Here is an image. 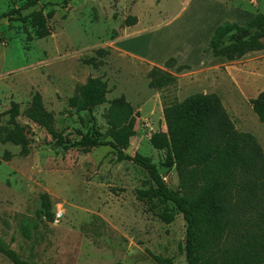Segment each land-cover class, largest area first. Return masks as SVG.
Segmentation results:
<instances>
[{
  "label": "rangeland",
  "instance_id": "rangeland-1",
  "mask_svg": "<svg viewBox=\"0 0 264 264\" xmlns=\"http://www.w3.org/2000/svg\"><path fill=\"white\" fill-rule=\"evenodd\" d=\"M60 1L0 0V19L5 17L0 22V128L12 126L6 111L14 101L19 106L14 121L27 127L30 138L24 155L19 145L0 139V243L32 264H159L151 254L186 264L182 214L167 202L173 219L166 223L155 213L164 205L152 209L156 199L139 197L148 187L141 166L118 160L109 145L62 146L78 140L92 116L108 139L103 114L109 100L123 96L136 112L135 133L124 153L150 157L168 187L177 190L175 168L161 165L164 152L153 148L149 137L165 130L164 104L204 92L217 94L236 129L251 133L264 152V126L249 102L264 90V47L231 61L213 56L205 41L199 51L214 22L229 18L246 25L264 12V0H218L230 8L220 13L213 0L196 1L169 23L164 22L190 0H70L65 6ZM48 2L56 4L44 37H36L28 21L8 20ZM133 17L150 30L135 41L123 38L127 48L164 62L185 48L199 52L176 57L173 67L163 63L174 84L150 87L153 64L119 48L117 40L129 32L127 20ZM95 76L106 82V101L91 111L69 107L76 85ZM36 93L50 116L48 125L29 117ZM42 193L49 197L52 220L40 213ZM0 264L13 263L0 253Z\"/></svg>",
  "mask_w": 264,
  "mask_h": 264
},
{
  "label": "trees",
  "instance_id": "trees-1",
  "mask_svg": "<svg viewBox=\"0 0 264 264\" xmlns=\"http://www.w3.org/2000/svg\"><path fill=\"white\" fill-rule=\"evenodd\" d=\"M69 1L61 0L60 4L65 6ZM55 4L48 2L26 13L18 12L8 20L28 21L34 27V35L44 37L50 34L47 19L53 15L51 6ZM45 8L48 9L44 11ZM135 21V17L128 19L127 25ZM245 24L231 21L218 24L208 41L211 54L231 61L248 51L262 49L264 12ZM253 26L256 30L252 33L240 34ZM175 62V57H169L163 66L173 67ZM181 67L186 65H179L177 69ZM149 75L148 85L156 89L176 81L174 75L156 65L152 66ZM107 92L104 80L98 76L89 77L76 85L67 103L76 111H91L106 101ZM249 102L264 126V90ZM6 113L12 126L0 128V139L19 145L21 154H27L30 143L27 127L14 121L19 114L18 103L12 101ZM162 113L165 130L152 132L149 142L153 148L164 152L161 165L175 168L177 190L168 187L150 157L124 153L135 133L136 112L123 96L109 100L103 114L109 126L108 139L101 137L92 116L89 129L78 140L62 147L66 150L70 146H80L88 150L91 146L109 145L116 151L118 160H132L141 166L148 175V187L139 190V197L150 202L156 199L157 203L151 204L152 209L156 204L164 205L155 213L166 223L173 219V214L167 210V202L182 214L186 264H264V152L258 141L251 133L236 129L215 93H192L180 101L164 104ZM28 114L40 125L49 123L50 116L44 112L37 93L32 96ZM40 204V213L52 220L47 193L41 194ZM0 253L13 264H32L2 243ZM151 257L159 264H173L169 257L154 254Z\"/></svg>",
  "mask_w": 264,
  "mask_h": 264
},
{
  "label": "crops",
  "instance_id": "crops-1",
  "mask_svg": "<svg viewBox=\"0 0 264 264\" xmlns=\"http://www.w3.org/2000/svg\"><path fill=\"white\" fill-rule=\"evenodd\" d=\"M201 2L202 3V1H207V0H190L188 3H187V5L183 8V9H181L180 10V12H178L177 14H176V16H173V17H171L170 19H167L164 23H169V21L171 20V19H173L174 21L180 16V14H182L184 11H186V10H188L189 9V7L192 5V3H195V2ZM213 2H215V5L217 6V12H219V11H221V10H224V8L225 9H230L229 7H225V5L224 4H222L221 2H219L218 0H213ZM220 13V12H219ZM173 20H172V22H173ZM223 20H225V18L224 19H222L221 21L223 22ZM229 20V18H227V21ZM221 21L219 20L218 22H214L212 25H211V28H212V32H213V30H214V28L216 27V25H218L219 23H221ZM231 22H236L237 23V21H231ZM163 23V24H164ZM239 24V23H238ZM129 26H131L128 30H129V32H127V34H125L124 36H120L119 37V39L117 40V44H118V46H119V48L121 49V50H123V51H125V52H127V53H129V54H131V55H133V56H135V57H137V58H141V59H144V60H146V61H148V62H150V63H152L153 65H156V66H159V67H161L162 65H163V63H164V60L166 59H163V60H160V61H156V60H153V59H150L149 57H146V56H143L142 54H140V53H138V52H135L134 50H132L130 47H126L125 46V44H126V42L127 41H124V40H122L123 38H126V37H130V39L131 40H137V38H139L140 36H142V34L143 33H146L148 30H150V29H146V28H140V23H139V21H135V23H133V24H131V25H129ZM211 28H210V30H209V32L204 36V38L202 39V41L200 42V49H199V51L201 50V48H203V45H202V43H203V41H205V43H204V47L205 48H207V51L208 52H210V49H209V47H208V41H209V38H210V32H211ZM152 31H154L153 29H151V31L150 32H152ZM212 32H211V34H212ZM184 46H186V44L184 45ZM261 50V49H260ZM188 50H187V48H185V49H183V50H180L178 53H173V55H174V57L176 58V57H180L179 58V60H182L184 57L186 58V57H194L195 55H199V52L198 53H195L194 51H191V52H187ZM252 51H258V50H251V51H248V52H246V53H249V52H252ZM211 53V52H210ZM245 53V54H246ZM244 54V55H245ZM216 58H224V57H222V56H215ZM224 59H226V58H224ZM176 61H177V59H176Z\"/></svg>",
  "mask_w": 264,
  "mask_h": 264
},
{
  "label": "water",
  "instance_id": "water-1",
  "mask_svg": "<svg viewBox=\"0 0 264 264\" xmlns=\"http://www.w3.org/2000/svg\"><path fill=\"white\" fill-rule=\"evenodd\" d=\"M2 21H5V17H2V18L0 19V22H2ZM255 30H256V26H253L250 30H248V31H242L240 34H241L242 36H246V35L252 33V32L255 31ZM60 150L62 151L63 149L60 148Z\"/></svg>",
  "mask_w": 264,
  "mask_h": 264
}]
</instances>
